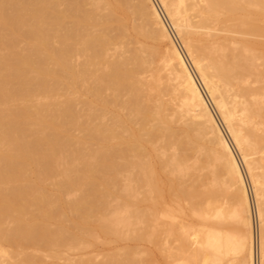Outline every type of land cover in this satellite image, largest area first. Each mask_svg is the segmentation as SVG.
Instances as JSON below:
<instances>
[{"label": "bare ground", "instance_id": "obj_1", "mask_svg": "<svg viewBox=\"0 0 264 264\" xmlns=\"http://www.w3.org/2000/svg\"><path fill=\"white\" fill-rule=\"evenodd\" d=\"M255 237L264 264V0H0V264Z\"/></svg>", "mask_w": 264, "mask_h": 264}, {"label": "rangeland", "instance_id": "obj_2", "mask_svg": "<svg viewBox=\"0 0 264 264\" xmlns=\"http://www.w3.org/2000/svg\"><path fill=\"white\" fill-rule=\"evenodd\" d=\"M162 16H163V14H162ZM170 31H172V30H170ZM172 34H173L172 36H174V38L176 39V42H178L177 44L179 45L178 38L174 35L173 31H172ZM186 59H187V57H186ZM190 67H191V64H190ZM246 181H247V179H246ZM135 227H136V232L140 231L139 224H136ZM146 241H147V239H144V238L139 240V241L136 238L131 240V241H129V244L132 245L131 247H132V250H133L134 264H138V263L139 264H148V263L149 264H156V263L157 264H161V263L162 264H179L180 263V261H178V258H176L177 255L174 254V256H176L175 257L176 260H175L174 257H173L174 260H171L169 258H165V257L161 256V254L155 249V247L149 241H147V242ZM151 255H152V257H151Z\"/></svg>", "mask_w": 264, "mask_h": 264}, {"label": "built area", "instance_id": "obj_3", "mask_svg": "<svg viewBox=\"0 0 264 264\" xmlns=\"http://www.w3.org/2000/svg\"><path fill=\"white\" fill-rule=\"evenodd\" d=\"M255 228V226H254ZM251 264H259V257L257 253V247H256V237L253 240V253H252V261Z\"/></svg>", "mask_w": 264, "mask_h": 264}]
</instances>
